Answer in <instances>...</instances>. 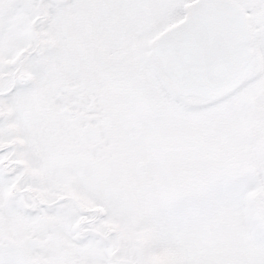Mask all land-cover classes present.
<instances>
[{
  "label": "snow or ice",
  "instance_id": "1",
  "mask_svg": "<svg viewBox=\"0 0 264 264\" xmlns=\"http://www.w3.org/2000/svg\"><path fill=\"white\" fill-rule=\"evenodd\" d=\"M0 264H264V0H0Z\"/></svg>",
  "mask_w": 264,
  "mask_h": 264
}]
</instances>
